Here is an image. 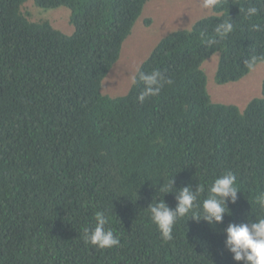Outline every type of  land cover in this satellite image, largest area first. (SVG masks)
I'll list each match as a JSON object with an SVG mask.
<instances>
[{"label": "trees", "instance_id": "obj_1", "mask_svg": "<svg viewBox=\"0 0 264 264\" xmlns=\"http://www.w3.org/2000/svg\"><path fill=\"white\" fill-rule=\"evenodd\" d=\"M148 2L0 0V264H242L226 250V231L264 217L254 202L264 194V80L262 98L242 112L212 102L201 66L219 53L223 85L264 63V31L252 29L264 26V3L219 0L211 16L162 38L135 73L171 79L158 96L139 103V83L105 95ZM249 3L261 11L246 19ZM59 8L69 10L72 32L46 16ZM229 18L234 31L208 45L201 34ZM227 172L239 189L230 214L211 224L180 218L163 241L148 206L174 209L185 187L203 188L202 205ZM172 178L171 193L160 191ZM98 211L119 246L85 245Z\"/></svg>", "mask_w": 264, "mask_h": 264}, {"label": "clouds", "instance_id": "obj_2", "mask_svg": "<svg viewBox=\"0 0 264 264\" xmlns=\"http://www.w3.org/2000/svg\"><path fill=\"white\" fill-rule=\"evenodd\" d=\"M218 2L219 0H204V3H202L199 0L200 5H203L205 9L213 5L215 6V4ZM260 2L264 3V0H260ZM241 10L244 12L246 19L256 17L261 11L260 8L251 3H249L246 8ZM197 22H195L194 25ZM234 27L235 25L229 18L228 20H224L215 26L212 36L208 37L203 33L201 35L206 40L208 45H215L218 41L225 40L234 31ZM252 29L258 32L264 31V26L257 23L252 25ZM256 60L257 58L253 57L251 60L245 61V64L249 69H251ZM138 83L143 85V90L137 97V101L139 103H143L149 97L158 96L164 85H171L173 81L171 79H166L164 74L159 70H153L150 73L139 71L137 74H134L130 77V85L135 86ZM213 87H215L214 83ZM216 90H218L217 87H215L214 91L211 90V93L213 94ZM211 93H209L210 97L212 95ZM257 98H262V96ZM173 187L174 179L172 178L168 184H163L160 187V191L168 194L171 193V189ZM202 191L203 188L201 187H198L196 192H193L190 187H185L179 190V193L176 196V207L174 209L170 208L164 202V200L159 202L153 201L148 206L147 209L150 213V220L156 226L163 241L167 242L173 239L172 232L175 223L178 219L185 216H188L189 218L196 221L203 219L209 224L212 222H222L223 216L230 214L227 208V203H235L237 199V193L239 189L236 184V176L232 172H227L216 178L208 189V198L203 200L202 205H197V197ZM254 202L256 205H258L260 212L264 213V194L255 199ZM197 207H199V211H195ZM94 219V228H85L84 230L83 239L85 245H92L98 249H111L113 247L119 246V237L114 234L113 230L106 228V225L109 223L108 216H106L105 213L98 211L95 213ZM231 222L232 224L228 226L226 231L227 239L225 247L232 260L236 262H242V264H264V217L256 219L255 222L250 224H242L241 222L235 221Z\"/></svg>", "mask_w": 264, "mask_h": 264}, {"label": "rangeland", "instance_id": "obj_3", "mask_svg": "<svg viewBox=\"0 0 264 264\" xmlns=\"http://www.w3.org/2000/svg\"><path fill=\"white\" fill-rule=\"evenodd\" d=\"M200 1L204 3V0ZM213 6L205 9L199 0H150L143 15L136 22L132 35L122 47L119 61L104 80L103 93L111 97L126 94L130 87V77L136 73L155 45L171 32L189 30L198 20L212 15ZM46 16L56 21L61 29L65 28V31L72 32L68 9L49 10ZM148 18L153 19V24L149 27L145 25ZM218 59L219 53H216L202 65L207 77L208 93L214 91L215 87L218 88L211 93V100L214 104H234L243 112L250 100L262 96L264 63L258 64L244 79L219 86L215 82Z\"/></svg>", "mask_w": 264, "mask_h": 264}]
</instances>
